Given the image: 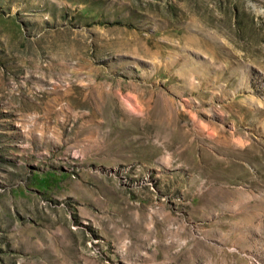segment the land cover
Returning a JSON list of instances; mask_svg holds the SVG:
<instances>
[{
  "label": "rangeland",
  "instance_id": "obj_1",
  "mask_svg": "<svg viewBox=\"0 0 264 264\" xmlns=\"http://www.w3.org/2000/svg\"><path fill=\"white\" fill-rule=\"evenodd\" d=\"M0 264H264V0H0Z\"/></svg>",
  "mask_w": 264,
  "mask_h": 264
}]
</instances>
